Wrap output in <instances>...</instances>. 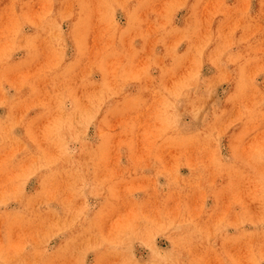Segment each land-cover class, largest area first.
Masks as SVG:
<instances>
[{"label": "rangeland", "instance_id": "1", "mask_svg": "<svg viewBox=\"0 0 264 264\" xmlns=\"http://www.w3.org/2000/svg\"><path fill=\"white\" fill-rule=\"evenodd\" d=\"M0 264H264V0H0Z\"/></svg>", "mask_w": 264, "mask_h": 264}]
</instances>
